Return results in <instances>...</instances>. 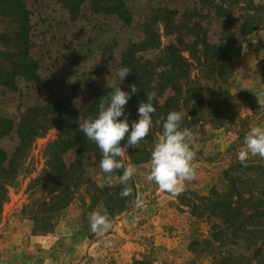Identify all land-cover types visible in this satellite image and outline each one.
<instances>
[{"label": "rangeland", "instance_id": "obj_1", "mask_svg": "<svg viewBox=\"0 0 264 264\" xmlns=\"http://www.w3.org/2000/svg\"><path fill=\"white\" fill-rule=\"evenodd\" d=\"M123 1L131 17L129 24L115 14L93 12L89 0L81 4L75 18L59 0H28L30 56L40 65V83L20 79L17 91L0 89V115L17 124L26 109L54 102H70L83 113L97 93L111 88L106 86L107 80L119 85L116 73L131 45L150 39L149 48H134V54L137 59L155 61L168 46L180 41L182 56L191 65L190 80L203 87L202 115L190 129L196 178L185 181L184 190L172 195L145 179L149 162L133 165L136 174L131 180L142 206L108 215L111 227L97 235L90 231L88 215L106 211L101 204H91L87 183L103 187L110 184L108 175L112 182L117 178L103 173L94 159H87L86 184L83 182L67 208L48 217L43 226L48 232H38L39 225L30 219L36 210L30 184L43 175L45 151L60 134L59 127H52L35 139L18 178L8 188L0 216V264H212L207 254L189 251L192 240L208 236L209 225L192 217L179 197L205 196L214 187L222 191L223 172L240 162L237 152L243 149L245 134L250 127L264 126V111L259 110L264 105V0ZM225 32L243 42L242 50L233 59L232 77L212 93L207 91L214 86L212 80L202 74V42L220 45ZM194 42L191 55L186 47ZM120 87L129 91L127 76ZM209 104L214 113L219 107L221 112L211 114ZM220 120L225 124L213 127L211 122ZM17 143L12 133L0 140V147L11 155ZM75 157V150H70L63 160L70 166ZM256 158L250 155L247 159ZM121 159L128 163L127 151Z\"/></svg>", "mask_w": 264, "mask_h": 264}, {"label": "trees", "instance_id": "obj_2", "mask_svg": "<svg viewBox=\"0 0 264 264\" xmlns=\"http://www.w3.org/2000/svg\"><path fill=\"white\" fill-rule=\"evenodd\" d=\"M27 1L0 0V89L7 92L17 91L20 79L40 83V65L30 56L33 47L32 26ZM59 1L64 4L70 16L75 18L86 0ZM89 1L93 12L115 14L123 22L131 23L123 0ZM225 34L220 45L210 44L206 40L202 42V74L205 73L203 75L209 82L212 80L214 86L207 89L212 93L218 91V84L232 77L233 59L242 50L243 42L235 34ZM149 42L150 39L140 45H131L122 63L123 67L130 69L126 75L128 85L136 84L137 87V92L125 105L129 130L131 121L138 119L139 103L147 99L146 92L156 93L153 99L155 112L152 114L149 132L138 148L127 149L128 163L123 161L125 165L149 162L151 150L162 131L161 117H166L169 111H182L184 118L181 127L189 129L198 123V117L202 115L203 87L190 80L191 65L182 56V43L177 41L178 44L168 46L163 56L155 61L137 59L134 48L147 49ZM194 45L195 42L187 47L184 45L191 55ZM160 68H163L161 72ZM112 91V88H105L97 93L83 113L70 102H54L26 109L17 124L11 118L0 115V140L12 133L18 139L11 155L0 147V216L8 198V188L18 178L33 142L57 126L60 128L58 139L45 151L46 169L42 176L33 179L30 184V188L34 189L32 196L36 199L32 203V208L34 205L36 208L35 216L30 219L39 225V228L35 227L40 230L38 232H48L47 228L43 229L44 224L48 223V217L67 208L83 184L87 159H94L99 164V149L94 142L86 140L78 125L85 119L95 117L100 99H107ZM167 93L170 95L161 102ZM209 110L211 114H217L222 108H217L214 113L213 104H209ZM211 123L215 128L225 124L223 120ZM126 139L127 133L121 145ZM70 150H75L76 157L67 166L63 156ZM121 171L116 169L112 174L118 179ZM223 180L222 191L214 187L205 196L182 194L179 197L180 205L189 208L192 217L209 225L208 236L192 240L189 251L195 255L207 254L212 264H264V159H247L244 164L238 162L228 167L223 172ZM87 184L86 194L91 204H101L111 217L128 212L134 206L132 201L136 199V194L133 180L128 182L130 195L123 198L119 195L123 186L116 181L103 187L90 182ZM49 225L52 227V224ZM33 232L36 233L35 229Z\"/></svg>", "mask_w": 264, "mask_h": 264}, {"label": "clouds", "instance_id": "obj_3", "mask_svg": "<svg viewBox=\"0 0 264 264\" xmlns=\"http://www.w3.org/2000/svg\"><path fill=\"white\" fill-rule=\"evenodd\" d=\"M128 67H121L116 76L120 83L127 74ZM112 75V72H111ZM120 83H109L113 91L107 99L101 98L97 106L95 117L85 119L79 123V130L86 140L94 142L100 151L98 167L105 174H111L116 169H122L116 183L122 185L119 195L127 197L131 193L128 184L136 174V168L132 164L125 165L120 159L126 154L128 148H138L140 142L148 134L152 125V114L155 112L153 99L156 93L146 92L147 99L139 103L137 107L138 119L131 121V130L128 114L125 113V105L133 94L137 92L136 84H131L130 91L122 90ZM261 105V104H260ZM264 111V105L259 108ZM120 117H123L120 119ZM184 118L182 111L171 110L166 117H161L162 131L158 136L150 153L149 169L145 179L154 182L157 189L172 195H178L184 190V182L196 178L195 165L193 163L196 153L191 147L193 132L187 127H181ZM127 139L123 145L121 140ZM258 156L264 159V126L250 127L244 136L243 149L238 150L237 159L244 164L249 156ZM111 183V176L106 177ZM136 207L142 206L143 201L137 197L132 201ZM90 231L102 235L111 227L107 213L92 211L88 215Z\"/></svg>", "mask_w": 264, "mask_h": 264}]
</instances>
